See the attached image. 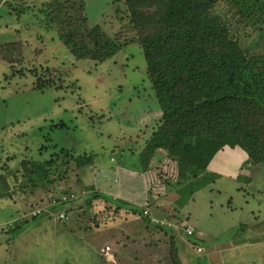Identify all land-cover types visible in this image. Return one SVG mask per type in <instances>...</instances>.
Listing matches in <instances>:
<instances>
[{
	"label": "rangeland",
	"instance_id": "obj_1",
	"mask_svg": "<svg viewBox=\"0 0 264 264\" xmlns=\"http://www.w3.org/2000/svg\"><path fill=\"white\" fill-rule=\"evenodd\" d=\"M46 2L0 0V45L16 43L0 53V225L6 230L0 264H264V162L248 164L239 148L199 155L189 167L155 151L143 176L145 190L151 189L149 215L173 228L153 226L117 202L127 197L114 166L136 169L160 113L143 51L121 2L84 0L87 24L126 43L101 62L74 58L55 28L41 21ZM218 10L236 17L241 43L264 53V33L253 20L239 18L225 1ZM38 76L50 81L43 89L34 86ZM59 148L93 159L51 174L49 188L78 195L63 207L64 221L57 217L60 208L44 212L46 204L38 205L46 186L30 171L31 161L42 162ZM96 188L112 195L88 205ZM144 195L133 205L142 207ZM37 207L43 213L35 219H13L12 229L6 227ZM183 222L193 235L183 233Z\"/></svg>",
	"mask_w": 264,
	"mask_h": 264
},
{
	"label": "trees",
	"instance_id": "obj_2",
	"mask_svg": "<svg viewBox=\"0 0 264 264\" xmlns=\"http://www.w3.org/2000/svg\"><path fill=\"white\" fill-rule=\"evenodd\" d=\"M113 1L124 5L128 26L135 32L133 41L143 51L146 75L160 107L158 121L139 151L138 165L133 170L148 172L157 149L164 150L181 167L193 166L199 155L224 147L244 151L249 164L263 163L264 53L256 55L240 42L236 17L227 18L218 6L225 1L239 18L253 20L251 25L263 34L264 0ZM40 11L41 21L55 28L58 39L76 59L101 62L126 43L120 36H108L98 24H87L84 0H47ZM15 45V42L1 44L0 53L13 50ZM13 55L9 53L6 57L14 58ZM44 70L50 73V69ZM49 83L38 76L34 86L43 89ZM92 160L91 154L74 155L69 149L59 148L42 162L31 161L30 171L46 186L42 187L46 191H42L38 204H46L44 212L56 208L64 212L63 207L78 202L74 199L51 203L52 199L58 200L60 192L47 185L51 174L70 162L80 168L92 165ZM150 193L149 188L147 204ZM89 196L88 205L91 200H108L111 195L92 191ZM117 202L149 221L143 207L123 199ZM151 224L164 230L173 228Z\"/></svg>",
	"mask_w": 264,
	"mask_h": 264
},
{
	"label": "crops",
	"instance_id": "obj_3",
	"mask_svg": "<svg viewBox=\"0 0 264 264\" xmlns=\"http://www.w3.org/2000/svg\"><path fill=\"white\" fill-rule=\"evenodd\" d=\"M158 116H159V113H158ZM154 154H155V152H154ZM153 156H152V158H153ZM152 158H151V160H153ZM151 160H150V163H151ZM100 167H103V166H100ZM116 169H119L118 173L116 172ZM149 169H151V168H149ZM102 171L107 172L106 170H102ZM114 171H115L116 175H118L121 178L120 182L123 183V185H124V187L120 188V191L122 192V194L125 193L126 197H127V198H123L122 197L120 199H123V200H125V201H127L129 203H132V204H136L137 202H134V200H137V197L140 198V195L143 193V191H145V195H144L143 200H142V202H143L142 203V205H143L142 207L144 209L148 210L149 209V204H147L148 194H147V190H145V188H144V184H145V180H144V177H143L144 173H139L138 171H133L132 169L131 170H127V168H124L123 166H120L119 164H116L114 166ZM147 171H149V170H147ZM96 190L100 191V192L107 193L109 195H112V193H110V191H108V190H100L98 188H96ZM113 197H115V196H113ZM144 205H145V207H144ZM148 213H150L149 210H148ZM16 216L17 217L12 218L9 221L7 220V222H6L7 224L5 223L6 227H9V228L12 229V224L10 225V222L13 219H16L17 222H22L24 220L27 222L29 220H32L31 217H29V219H28V217L26 215L22 216V214H17ZM154 217L159 218L157 216H154ZM4 231H6V230H5V228L3 227V224H2V225H0V233H2ZM2 235H1L0 239L3 238Z\"/></svg>",
	"mask_w": 264,
	"mask_h": 264
},
{
	"label": "built area",
	"instance_id": "obj_4",
	"mask_svg": "<svg viewBox=\"0 0 264 264\" xmlns=\"http://www.w3.org/2000/svg\"><path fill=\"white\" fill-rule=\"evenodd\" d=\"M77 197H78L77 194L75 195V193L70 192V191H69V192H64V193L61 192V193H59V198H58V200L56 201L55 199H52V200H51V203H56V202H57V203H64V202H68V201H70V200L77 199ZM28 212H29V211H28ZM41 212H42L41 208L37 207V208L32 209V210L30 211L28 217H31V218H32V217H35L36 215H39ZM144 213L149 215L147 209H144ZM57 216H58V218H60V219H65V218H67V215H66L63 211H59V212L57 213ZM149 219H150V221L153 222V223H159V224H163V225H167V226H171V225H172V223L167 222L166 220H162V218H156V217H154V216H152V215H149ZM181 229H182V231H183V233H184L185 235H192V233H193V229H192L191 225L188 224L187 222H183V223L181 224ZM109 249H110V247H109L108 245H106V246H104V247L101 248V251L104 252V253H106V252H108ZM197 249H198V250H201L200 247H197Z\"/></svg>",
	"mask_w": 264,
	"mask_h": 264
}]
</instances>
